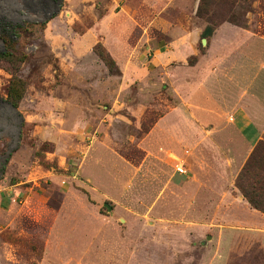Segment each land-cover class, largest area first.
Segmentation results:
<instances>
[{
    "label": "rangeland",
    "instance_id": "obj_1",
    "mask_svg": "<svg viewBox=\"0 0 264 264\" xmlns=\"http://www.w3.org/2000/svg\"><path fill=\"white\" fill-rule=\"evenodd\" d=\"M54 1L0 0L12 25L41 21L19 4L54 12L20 32L15 73L0 65V100L25 84L20 129L0 104V264H264V215L226 195L251 151L233 172V135L202 137L189 111L204 30L264 36V0Z\"/></svg>",
    "mask_w": 264,
    "mask_h": 264
},
{
    "label": "crops",
    "instance_id": "obj_2",
    "mask_svg": "<svg viewBox=\"0 0 264 264\" xmlns=\"http://www.w3.org/2000/svg\"><path fill=\"white\" fill-rule=\"evenodd\" d=\"M203 42L204 48L195 54V89L189 111L196 124L208 127L202 137L218 133L214 135L225 143V132L233 135L235 144L226 143L223 148L228 158L224 163L236 172L264 132V36L252 31L249 22L243 26L220 23ZM227 194L246 207L248 220L261 215L250 209L233 186ZM256 227L252 235L260 243L252 251L264 257V232Z\"/></svg>",
    "mask_w": 264,
    "mask_h": 264
},
{
    "label": "trees",
    "instance_id": "obj_3",
    "mask_svg": "<svg viewBox=\"0 0 264 264\" xmlns=\"http://www.w3.org/2000/svg\"><path fill=\"white\" fill-rule=\"evenodd\" d=\"M55 4V1L52 0ZM202 0L199 2L201 3ZM60 3V2H59ZM59 3H56V10L60 8ZM19 14L21 16H27L28 14L33 16L34 19L38 17L41 21L20 22L19 24H9L3 20H0V65H6V70L10 73H15L17 65L23 63L26 54L19 43L20 32L28 27L36 26L39 29H43L45 24L54 17V12H51L46 18L43 19V12H30L28 8L22 4H19ZM196 15L199 14V6L196 9ZM233 24V23H232ZM210 30H204L202 38H206L210 34ZM99 60L103 63L106 69L111 72L113 63L108 56L103 54L102 50L97 47L94 50ZM25 91V84L12 77L8 83L5 98L0 100V104H3L18 120V129L22 126V119L17 112V105L20 102L23 93ZM10 120V118H9ZM9 141L11 137L7 138ZM10 153L6 155L3 160L2 167L0 168V174L4 171V166ZM233 187L250 207V209L264 215V132L259 141H257L251 152L249 153L246 161L242 165L239 172L236 174Z\"/></svg>",
    "mask_w": 264,
    "mask_h": 264
},
{
    "label": "water",
    "instance_id": "obj_4",
    "mask_svg": "<svg viewBox=\"0 0 264 264\" xmlns=\"http://www.w3.org/2000/svg\"><path fill=\"white\" fill-rule=\"evenodd\" d=\"M203 41H201V43H202ZM107 208V210L109 211V208L108 207H106Z\"/></svg>",
    "mask_w": 264,
    "mask_h": 264
},
{
    "label": "built area",
    "instance_id": "obj_5",
    "mask_svg": "<svg viewBox=\"0 0 264 264\" xmlns=\"http://www.w3.org/2000/svg\"><path fill=\"white\" fill-rule=\"evenodd\" d=\"M178 172H180V170L179 169H176Z\"/></svg>",
    "mask_w": 264,
    "mask_h": 264
}]
</instances>
